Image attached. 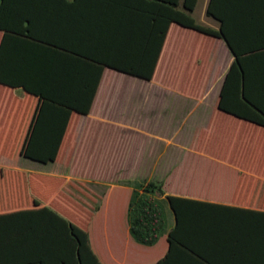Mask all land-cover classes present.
Returning <instances> with one entry per match:
<instances>
[{
    "label": "crops",
    "instance_id": "crops-1",
    "mask_svg": "<svg viewBox=\"0 0 264 264\" xmlns=\"http://www.w3.org/2000/svg\"><path fill=\"white\" fill-rule=\"evenodd\" d=\"M135 1L140 9L113 14L114 27L124 35L161 36V23L152 28L150 22L165 19L159 15L167 3ZM208 3L199 0L192 15L197 23L218 29L219 21L206 14ZM231 15L238 56L225 39L216 38L206 41L203 57L201 34L173 23L165 31L152 79L105 67L90 112L77 118L68 164L83 165L80 175L75 169L54 172L49 163L36 167L38 161L22 155H0V168L105 181L89 225L92 249L103 264H264V16L237 10ZM125 18L126 26L121 23ZM3 36L0 30V46ZM6 47L14 56L0 65L6 79L0 82V134L16 147L21 135L33 130L43 99L10 86L24 81L20 70L27 62L16 59L12 40ZM237 58L241 92L237 98L230 90L226 101L234 111H227L220 107L221 93ZM74 69L73 64L68 68L70 96L84 95L88 82L81 74L71 78ZM45 74L55 88L49 77L54 65L38 63L29 75L37 84ZM71 124L72 119L67 132ZM102 132L121 137L97 139ZM97 162L110 168L95 172L90 167ZM151 180L164 182L165 195L201 203L183 206L180 222L165 203L166 231L155 244L145 245L131 234L128 208L135 187ZM9 207L19 208L0 203V213Z\"/></svg>",
    "mask_w": 264,
    "mask_h": 264
},
{
    "label": "trees",
    "instance_id": "trees-1",
    "mask_svg": "<svg viewBox=\"0 0 264 264\" xmlns=\"http://www.w3.org/2000/svg\"><path fill=\"white\" fill-rule=\"evenodd\" d=\"M160 1L167 3L159 15L165 19L159 21L157 17L150 23L152 28L161 23L162 35L143 37L124 35L114 27V13L140 9L135 0H0V30L4 31L0 65L14 56L6 47L12 40L11 48L18 51L16 59L27 64L20 70L24 81L10 86L23 87L43 99L33 130L21 135L18 146L11 147L7 134H0V155L68 163L70 156L63 160V155L69 133L78 114L90 112L105 67L152 79L163 51L165 31L173 23L201 34L202 56L208 55L206 41L216 38L225 39L238 56L231 32L235 24L232 12L264 16V0H209L206 14L219 21L215 29L197 23L193 17L199 0ZM127 20L121 23L126 26ZM238 62L237 58L224 82L220 101L223 110L234 111L226 101L230 90L235 97L240 96L242 73ZM38 63L54 65V74L49 77L56 82L55 88L48 86L51 81L46 74L39 83L35 84V78L32 82L29 74ZM72 64L75 69L71 78L81 74L82 81L88 82L84 95L70 96L68 68ZM4 78L0 74V82H5ZM0 175V203L19 206L0 213V264H103L92 249L89 235L99 204L88 206L83 201L82 195L96 201V196L88 194L85 182L5 168H0ZM168 202L179 222L183 206L201 203L165 195L163 181L151 180L135 187L128 221L139 243L153 245L166 231ZM170 237L174 239L172 233Z\"/></svg>",
    "mask_w": 264,
    "mask_h": 264
},
{
    "label": "rangeland",
    "instance_id": "rangeland-1",
    "mask_svg": "<svg viewBox=\"0 0 264 264\" xmlns=\"http://www.w3.org/2000/svg\"><path fill=\"white\" fill-rule=\"evenodd\" d=\"M166 59L165 61H168V56L164 57L163 60ZM162 60V62H163ZM189 71H191V69H189ZM76 127H77V123L75 124L73 130L69 133V136H68V139H67V145L65 146L66 149L64 151V155H63V160L67 157V156H71L73 155L74 153V150H73V145L75 143V140H76V137H77V133H76ZM121 137V133H112V132H102V133H99L98 135V138L97 139H102L104 141H111V140H117ZM72 148V149H71ZM71 149V150H70ZM27 159V158H24V160ZM70 159V157H69ZM69 162V161H68ZM38 164L36 167H42V166H45L43 165V163H40V162H36L35 165ZM47 166H54V172H57V173H62V174H67L68 170L69 172L74 170L75 169V172L77 174H81L83 172V168L84 166L81 165L80 163H76L74 166H72L71 164H68V163H64V162H61L58 164V166L54 165V164H50L47 165ZM90 167V166H88ZM106 167H109L110 168V165H107V166H102L100 162H97L95 163V165H91V169L93 168V170L95 172H99L101 171L102 169H105ZM107 169V168H106ZM57 176V175H56ZM57 177H64L66 178L65 176H57ZM79 180V179H78ZM83 182H85V185L84 186L88 192V194H92L94 196H96V201H92L90 199V195H88L87 197L83 196L82 195V199L88 206L92 205V204H100L101 202V199H102V195L105 191V187L106 185L104 184L105 181H102V182H98L96 181L95 178H93L92 180H83L81 179ZM102 183V184H101Z\"/></svg>",
    "mask_w": 264,
    "mask_h": 264
}]
</instances>
